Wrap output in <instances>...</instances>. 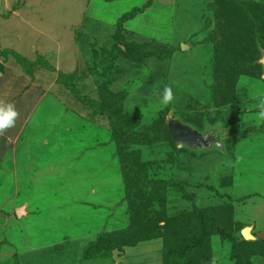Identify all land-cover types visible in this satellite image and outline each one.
Segmentation results:
<instances>
[{"label": "rangeland", "instance_id": "rangeland-1", "mask_svg": "<svg viewBox=\"0 0 264 264\" xmlns=\"http://www.w3.org/2000/svg\"><path fill=\"white\" fill-rule=\"evenodd\" d=\"M263 57L264 0H0V264H264Z\"/></svg>", "mask_w": 264, "mask_h": 264}, {"label": "water", "instance_id": "water-1", "mask_svg": "<svg viewBox=\"0 0 264 264\" xmlns=\"http://www.w3.org/2000/svg\"><path fill=\"white\" fill-rule=\"evenodd\" d=\"M183 48V47H182ZM185 49V48H184ZM262 67H263V79H264V57L260 61ZM168 129L169 133L171 135V140H173L175 143H183L184 145H187L189 147H196L201 146L204 148H207L210 146V144L205 143L206 141H210L208 135H199L196 132L191 131L188 127L180 124L178 121L170 120L168 121ZM250 229L245 228L242 230V236L244 239H253L252 236L249 235Z\"/></svg>", "mask_w": 264, "mask_h": 264}, {"label": "clouds", "instance_id": "clouds-1", "mask_svg": "<svg viewBox=\"0 0 264 264\" xmlns=\"http://www.w3.org/2000/svg\"><path fill=\"white\" fill-rule=\"evenodd\" d=\"M174 99L173 91L170 87H165L162 93V103L167 105ZM19 113L11 103L0 104V134L15 128Z\"/></svg>", "mask_w": 264, "mask_h": 264}, {"label": "trees", "instance_id": "trees-1", "mask_svg": "<svg viewBox=\"0 0 264 264\" xmlns=\"http://www.w3.org/2000/svg\"><path fill=\"white\" fill-rule=\"evenodd\" d=\"M174 142V141H173ZM144 235H146V233H143ZM141 238H142V240H146V239H149V238H151V237H145V236H141Z\"/></svg>", "mask_w": 264, "mask_h": 264}, {"label": "bare ground", "instance_id": "bare-ground-1", "mask_svg": "<svg viewBox=\"0 0 264 264\" xmlns=\"http://www.w3.org/2000/svg\"><path fill=\"white\" fill-rule=\"evenodd\" d=\"M249 235H250V233H249ZM251 236V235H250Z\"/></svg>", "mask_w": 264, "mask_h": 264}]
</instances>
